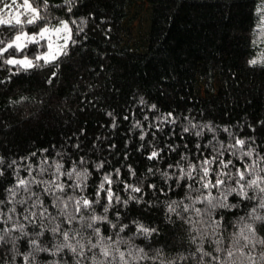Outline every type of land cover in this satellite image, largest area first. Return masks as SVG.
Here are the masks:
<instances>
[{
    "label": "clouds",
    "instance_id": "obj_1",
    "mask_svg": "<svg viewBox=\"0 0 264 264\" xmlns=\"http://www.w3.org/2000/svg\"><path fill=\"white\" fill-rule=\"evenodd\" d=\"M81 2L0 0V86L9 73L45 84L60 76L69 41L78 43L70 28L78 34L88 23L73 15ZM246 35L245 65L264 68V0H253ZM28 99L8 97L16 122L32 116L21 103ZM135 104L161 131L179 125L181 139L171 130L163 143L155 131L145 139L149 128L133 117L142 161L129 158L131 148L110 158L96 141L86 150L72 144L75 157L63 146L51 155L0 149V264H264V138L256 132L264 117L254 125L245 114L251 132L241 134L243 122L197 117L191 107L173 114L142 92ZM13 119L0 124L11 129Z\"/></svg>",
    "mask_w": 264,
    "mask_h": 264
},
{
    "label": "trees",
    "instance_id": "obj_2",
    "mask_svg": "<svg viewBox=\"0 0 264 264\" xmlns=\"http://www.w3.org/2000/svg\"><path fill=\"white\" fill-rule=\"evenodd\" d=\"M252 2L82 0L73 15L88 16V23L78 34L74 26L70 28L78 43L69 41L70 55L60 76L45 84L36 76L9 73L11 82L0 86V116L13 119L7 100L21 93L28 94L21 103L32 112L28 120L13 119L11 129L0 124V149L5 153L35 149L40 155L44 147L51 155L55 147L63 146L75 157L72 144L86 150L96 141L110 158L116 152L123 158L131 148L129 158L142 161L135 152L140 130L130 131L133 117L149 128L145 139L155 131L163 143L170 130L174 139L181 137L179 125L173 128L165 122L161 131L150 124L154 113L135 104L141 92L173 114L191 107L197 117L202 111L204 117L221 123L243 122L241 134H250L245 114L254 125L264 117V68L244 63L251 51L246 32ZM32 96L38 103L31 101ZM256 132L264 138V126H257ZM129 136L132 141L125 146ZM187 139L191 144L193 138Z\"/></svg>",
    "mask_w": 264,
    "mask_h": 264
},
{
    "label": "snow or ice",
    "instance_id": "obj_3",
    "mask_svg": "<svg viewBox=\"0 0 264 264\" xmlns=\"http://www.w3.org/2000/svg\"><path fill=\"white\" fill-rule=\"evenodd\" d=\"M11 62V61H10Z\"/></svg>",
    "mask_w": 264,
    "mask_h": 264
}]
</instances>
